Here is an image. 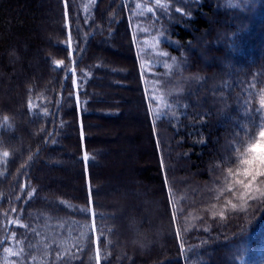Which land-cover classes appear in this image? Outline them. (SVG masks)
Wrapping results in <instances>:
<instances>
[{
	"label": "trees",
	"instance_id": "16d2710c",
	"mask_svg": "<svg viewBox=\"0 0 264 264\" xmlns=\"http://www.w3.org/2000/svg\"><path fill=\"white\" fill-rule=\"evenodd\" d=\"M159 4L0 0V264H264V201L223 207L264 122V0Z\"/></svg>",
	"mask_w": 264,
	"mask_h": 264
},
{
	"label": "snow or ice",
	"instance_id": "6c2138e0",
	"mask_svg": "<svg viewBox=\"0 0 264 264\" xmlns=\"http://www.w3.org/2000/svg\"><path fill=\"white\" fill-rule=\"evenodd\" d=\"M243 2L247 3L249 0H243ZM158 7H164L159 4V0H157ZM140 7V5H137ZM149 12H152V8L147 9ZM177 12H180V9H176ZM67 16V10L65 12ZM167 55V54H163ZM174 59V58H173ZM63 64V61L57 60L55 61L56 66H60ZM74 74V73H72ZM67 76V74H66ZM73 84H76V81L73 80ZM151 99V97L149 98ZM259 104L261 108H264V90H262L259 97ZM168 106L166 105L165 108ZM29 109H33V105L29 102ZM168 113L164 110H158L156 112L157 119L163 118ZM250 115L260 116L261 121H264V116L260 115V110L257 109L254 113H250ZM171 118H175L174 115ZM7 117H5V122H7ZM258 128V131L255 132L253 136V132L251 129L241 130L245 132L247 136V141L237 137L236 141L229 146L230 150L236 153V159L238 161L235 168L226 169L225 183L227 185L226 191L231 193L233 197H237L242 203L241 205H237L236 203H232L231 200H228L227 203L223 206L229 208L231 210H239L243 208L247 201H264V122L260 124L253 123V129ZM4 157H8L9 153L5 151L3 153ZM231 159V157H229ZM84 160L88 161L89 156L87 153L84 154ZM22 187H27L24 185ZM33 195V193H29V198ZM215 207V206H213ZM15 211V209H13ZM178 212L173 213V221L175 222ZM219 215L221 219L225 217V212L221 210L219 213L212 212V216L215 217ZM11 223V221H10ZM23 227V225H20ZM94 227V226H93ZM187 230V229H186ZM208 229L206 228L205 231ZM177 238L179 239L180 230L177 229ZM6 252L10 251L9 249H5ZM181 252L184 253V246L181 244ZM15 255V253H13ZM96 264H100L101 257L99 247L96 249Z\"/></svg>",
	"mask_w": 264,
	"mask_h": 264
},
{
	"label": "rangeland",
	"instance_id": "374dc122",
	"mask_svg": "<svg viewBox=\"0 0 264 264\" xmlns=\"http://www.w3.org/2000/svg\"><path fill=\"white\" fill-rule=\"evenodd\" d=\"M106 43H107V41H106ZM224 67H226V68H230V67H228V65L226 64V63H224ZM185 80H195V78L193 77V76H190V75H188V76H186L185 77ZM215 87V89H220V88H222L223 87V85L221 84V83H216V85L214 86ZM219 99H222L223 98V95L222 94H218V96H217ZM126 113V112H125ZM124 117H126L127 116V114H124L123 115ZM19 140V139H18ZM232 142H229V144H231ZM227 151H228V149H226ZM64 161H67V162H69V159L68 158H66ZM61 162L62 161H56V160H46L45 161V170L49 173V172H51V170H50V166L51 165H55L56 163L57 164H61ZM104 162H105V158H103L102 160H101V162H100V164H104ZM100 183V186H103V188H105L106 187V185L107 184H105V183H102V182H99ZM113 196V195H112ZM117 213H122V211H121V209H117ZM117 240V239H116ZM117 241H119V240H117ZM256 257V256H255ZM244 258H245V256L241 259V261H243L244 260ZM249 261L253 264V262L255 261V259L254 258H250L249 259Z\"/></svg>",
	"mask_w": 264,
	"mask_h": 264
}]
</instances>
